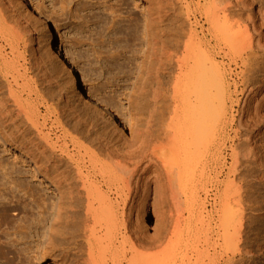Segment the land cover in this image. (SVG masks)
I'll return each instance as SVG.
<instances>
[{"label":"bare ground","instance_id":"bare-ground-1","mask_svg":"<svg viewBox=\"0 0 264 264\" xmlns=\"http://www.w3.org/2000/svg\"><path fill=\"white\" fill-rule=\"evenodd\" d=\"M178 4L186 24L171 28L155 27L150 11L143 10L141 68L147 77L136 89L135 115L126 122L130 135L125 137L121 128L126 120L84 81L82 88L96 105L92 111L71 107L69 131L67 120L63 125L56 108L47 104L53 122L46 128L38 106L33 109L29 95L22 94L29 84L17 69L15 53L30 21L16 10L26 7L46 30L47 24L33 0H8L10 24L0 15V136L20 148V160L30 162L56 191L54 198L45 196L26 182L28 173L0 163V190L25 177L14 187L26 196L22 209L35 210L23 232L27 240L38 238L51 218L48 241L59 236L79 251L86 249L77 255L80 264H204L212 258L210 251L237 249L253 198L250 188L264 186V0H160L162 18ZM51 43L62 58L61 72L72 76L71 56L57 39ZM257 73L263 77L255 86L250 75ZM236 77L248 106L237 122L228 108L230 90L238 89L229 79ZM22 117L35 129L33 137ZM165 183L173 187L177 206L169 228L160 207ZM150 200L157 217L153 235L140 221L145 210H133ZM10 204L0 203V228L12 211ZM152 249L160 250L148 254Z\"/></svg>","mask_w":264,"mask_h":264},{"label":"rangeland","instance_id":"rangeland-1","mask_svg":"<svg viewBox=\"0 0 264 264\" xmlns=\"http://www.w3.org/2000/svg\"><path fill=\"white\" fill-rule=\"evenodd\" d=\"M159 1L33 0L34 6L37 7L45 19L47 30L34 16H30L26 12V7L21 8L19 6L17 8L16 11H18L21 17L28 19V23L30 21V26L28 25L26 33L21 34L24 45L22 44V47L18 50L19 52L15 53V57H17L16 65L17 67L19 66L17 69L22 72L21 74L24 75V78H27L25 81L27 80L29 84V87L25 86L22 89V94H24V97L29 95V102L32 107L34 106L33 109L35 105L38 106L37 108H39L41 116L46 119V128L51 127V123L53 122L51 115H46L45 108L47 104L49 106L52 105L53 109L56 108V112L61 116L59 120L61 123L63 122V125L66 126L64 121L65 119L67 120L65 121L68 126L65 127L66 129L70 128L72 118L69 116L73 115L71 114L72 108L74 111L86 110L90 112L96 106L91 98L87 96V92L82 88L81 82L84 81L91 88L102 92L106 100L113 104L119 116L126 120H124L125 125L121 128L123 135L125 137L130 135L128 123L126 122L135 115L133 102L137 98L136 89H138L140 79L147 77L144 76V68H141L144 61L142 56L144 45L141 43L144 8L150 11L154 18L153 25L155 27L171 28L182 23L184 24V22L186 24L184 17H182V9L178 10L179 7L181 8V5H176L174 10H170L172 12H168L170 15L167 14V17L162 18L161 13H159ZM121 2H124L125 6L119 7L118 4L120 5ZM7 4L8 0H0V15L5 23L10 24L12 13ZM23 4H26V2H23ZM52 38L57 39L64 51L71 56L72 64L70 70L72 76H66L65 72H61L63 71V69H60L62 58L58 59L56 57V46L54 43H51ZM48 44L51 47L50 56L47 53ZM5 48L6 53H9V57L12 58L13 55L11 56L9 47L6 46ZM48 60H52L50 61L51 66L48 64ZM259 61L261 62V59ZM42 62L44 63L42 64ZM262 62L264 63V61ZM257 75H259L258 78ZM252 76L255 86H257L263 75L261 73L253 74L250 75L251 79ZM238 78L236 77L234 81L233 79H229V84L233 85L234 82L238 84L237 90H234V88L230 90L228 104L231 118H234L236 122L239 120L240 115L243 116L242 111L248 110V106L245 104V90L243 87H239L240 81ZM149 82H152V79ZM19 83L22 84L21 79ZM2 90L5 91V87ZM19 90L21 91V89ZM29 92H32V94ZM96 109H98V106ZM40 121L42 122V119ZM21 122H24L23 127H28L27 130L29 129L30 136L33 137L35 134L33 126L25 121L23 117L21 118ZM81 133V136L86 135L84 132ZM78 137L80 138V135ZM262 137L264 144V126ZM23 156L24 153L20 148L12 145L9 141H4L0 136V163H2V166L5 169L7 168V170L13 169L21 173H28V178L33 177L31 181H28V178H26V182L31 187H39L45 196L54 198L56 191L49 180L43 178L36 168L30 165V162L21 161L20 159L24 160ZM23 179L25 177L15 178L13 179L14 184L7 185L10 189L6 187L0 190V195H2L0 203L10 201V207L12 208L6 223L0 228V264H80L77 255L84 254L86 249L79 251V248H76L73 244L61 242L59 236H55L50 242L48 241V233L52 225L51 218L45 223L44 229L40 230L38 238L35 237L33 240L24 238L23 232L25 231V227L31 222L35 210L32 211L29 207L27 208L28 211L22 209L23 205L27 203L26 196L23 198L22 193L18 192L14 186H16L15 181ZM249 179L256 181L252 175H250ZM253 186L254 188H250V192L254 193L253 196L249 192L251 194L250 197H253L250 198L251 202H249L251 207L246 211L245 220L243 221V231L239 236L237 249L233 248L234 250L227 251L217 249L214 253L210 251L212 253L209 252V255H207L212 256L213 259L210 258L211 261L206 260L205 263L215 264L217 261H220V264H264V186L261 187L257 184ZM170 188L173 189V187ZM170 188L165 183L163 186L161 185L160 191V195L163 197L160 207L164 211L165 219L169 221V223L167 222L168 228L171 222L170 217H172L174 222L177 216V206L174 200H172ZM54 206L55 204L53 203L52 209ZM153 208L152 200L141 207L137 205L133 206L135 212L137 210H145V213L140 217L142 218L140 221L146 227L149 235H153L157 227V217L154 214ZM27 241L31 244L29 245L28 243L30 248L27 251L19 253L18 249L27 248L28 245L23 244ZM159 250L152 249L147 253L154 254L151 251L157 253Z\"/></svg>","mask_w":264,"mask_h":264}]
</instances>
